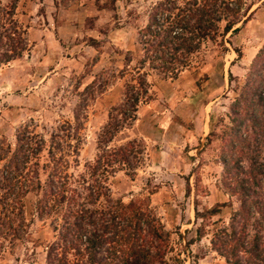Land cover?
<instances>
[{
    "label": "rangeland",
    "instance_id": "rangeland-1",
    "mask_svg": "<svg viewBox=\"0 0 264 264\" xmlns=\"http://www.w3.org/2000/svg\"><path fill=\"white\" fill-rule=\"evenodd\" d=\"M110 1L20 0L30 51L0 67V138L12 144L16 132L28 127L49 142L64 124L74 128L77 115L82 126L77 134L79 166L71 162L75 174L94 159L100 131L110 108L123 100L124 87L136 83L132 69L141 56L138 33L161 0ZM243 3L247 10L234 27L238 31L229 32L223 46L209 44L175 79L145 69L150 100L110 143L136 139L145 144L148 158L142 169L133 180L121 172L111 178V195L125 203L147 199L172 233L171 258L179 254L183 264H225L211 250L210 238L212 230L228 223L238 204L220 186L221 155L224 140L244 113L231 106L264 44V0ZM241 122L244 133L246 121ZM210 133L215 136L208 141ZM36 201L35 194L24 200L29 242L4 254L0 264H46L53 233L49 220L38 216ZM223 203L227 206L197 239L203 223L196 220L195 210L201 213Z\"/></svg>",
    "mask_w": 264,
    "mask_h": 264
},
{
    "label": "trees",
    "instance_id": "trees-1",
    "mask_svg": "<svg viewBox=\"0 0 264 264\" xmlns=\"http://www.w3.org/2000/svg\"><path fill=\"white\" fill-rule=\"evenodd\" d=\"M19 3L0 0V67L30 51ZM246 10L243 0L158 2L138 33L141 56L132 69L136 83L127 84L123 100L110 108L97 153L81 173L70 172L71 162L79 166L77 134L82 124L77 115L74 128L64 124L49 142L28 127L16 132L12 144L0 138V260L29 242L24 200L35 194L38 216L49 220L53 233L46 246V264H183L179 254L171 258L172 233L147 199L125 203L111 195V178L121 172L133 180L142 169L148 158L145 144L136 139L117 146L110 143L136 120L139 106L150 100L146 68L175 79L209 44L223 46L224 37L238 31L234 27ZM237 106L244 113L224 140L220 186L238 207L227 224L212 230L210 245L225 264H264V44L231 110L237 111ZM244 120L245 132L240 133ZM214 136L210 133L208 141ZM226 206L195 210L196 220L203 223L196 230L197 239L204 237V228Z\"/></svg>",
    "mask_w": 264,
    "mask_h": 264
}]
</instances>
